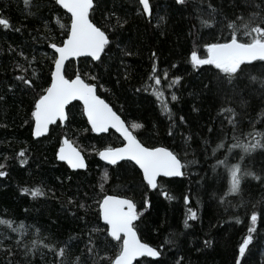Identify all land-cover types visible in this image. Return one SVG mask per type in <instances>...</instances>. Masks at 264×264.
<instances>
[{"label": "trees", "instance_id": "16d2710c", "mask_svg": "<svg viewBox=\"0 0 264 264\" xmlns=\"http://www.w3.org/2000/svg\"><path fill=\"white\" fill-rule=\"evenodd\" d=\"M37 2L40 11L35 16H28L23 0H0V18L8 19L14 27L21 28L20 32L0 29V94H4L8 87L15 88L18 83L14 79L13 65L20 57L11 49L36 58L38 62L32 68L39 72L40 83L45 84L54 65L50 59L52 49L47 46L45 38L44 22L47 21L49 28L54 30L57 43L66 38L56 24V18L69 26L70 16L55 5L54 0ZM150 3L152 17L147 19L145 14H140L142 9L137 0H100L99 9L91 16L97 26H104V17L111 11L126 17L128 23L120 33H110L113 42L102 58V65L81 59L69 64L68 74L79 69L98 75V81L88 82L97 84L99 96L130 125L134 122L144 125V128L134 131L139 139L150 147L169 148L186 163L196 161L190 164L197 170L195 175L186 170L182 179L162 182L159 192H166L168 196L163 195L166 197L163 200L156 193L151 194L150 210L143 212L142 222L138 224L143 242L163 247L161 259L164 264H175L181 256L184 257L183 264H236L237 260L240 264H264V182L247 177L242 181L241 192L232 197L234 194L227 190L230 188L227 170L223 166L214 167L218 163L216 157L223 159L228 153L221 151L216 153V157L211 155L212 148L221 138L229 146L234 142L231 126L225 118L229 114L218 113L222 105L241 112L239 98L228 105L215 90L204 89L205 83L215 82L216 70L204 66L197 71L189 60L192 51L201 57L206 56L207 43L225 42L229 38L230 30L220 21L225 16L234 17L241 12L247 15L244 0H188L183 7L176 5L174 0H150ZM208 4L221 10V14L210 21L215 25L211 28L200 23L201 18H207ZM160 17H164L165 22H161ZM125 51L132 55H125ZM152 52L157 53L158 74L167 72L169 75V81L162 79L161 87L165 89L162 99L166 98L172 109L171 120L147 87L154 84L148 79L154 63ZM125 75L129 76L128 80H124ZM177 76L183 77L180 84L168 89L167 84ZM136 88L142 90L136 92ZM172 92L180 97L178 102H171ZM246 96L250 103L242 112L240 131L237 132L238 136L243 133L242 142L252 140L257 132H264V120L255 123L258 113L264 111V100L258 92H249ZM37 98V92L16 89L15 94L7 95L6 103L0 102V125H8L7 128L0 127V163L6 164L0 171L8 173L6 177H0V218L12 220L16 226L23 222L28 228L23 243L17 247L14 241L20 239L19 235L0 226V233L12 237L11 241L4 240L0 244V264H8L9 258L12 264H60L61 258L57 253L66 244V264H76L77 256L82 262L91 264L88 256L84 255L90 236L98 246L103 245L104 240L103 234L92 235L90 231L97 226L102 228L96 212L97 199L105 193L118 194L143 204L148 191L140 173L130 164L110 168L97 160L95 154L98 150L116 147L120 141L115 136H92L79 105L70 107L71 124L67 128L54 127L56 130L51 131L48 137L34 140L30 117ZM181 116L185 123H181ZM249 121H253L255 126ZM209 127L213 128L211 133ZM169 131L172 136L168 135ZM250 132L253 136L248 135ZM65 134L92 157L86 172L72 173L65 164L58 162L56 154ZM206 140L211 142L210 146H206ZM20 151H24L23 157L19 155ZM238 155L239 150H233L230 163H240ZM254 156L255 159L245 162V166L264 181V156L259 151ZM101 172H107L109 178L106 181H103ZM35 187L45 189L47 198L33 199L21 194L22 189ZM52 192L56 195L52 196ZM185 197L190 203L185 204ZM68 198L86 204L87 210L69 207L66 203ZM189 208L197 212L198 219L188 221L190 227L185 228L184 220ZM253 211L258 216L256 231L252 233L254 241L250 251L241 258L239 246L249 235ZM36 228L40 229L39 237L35 234ZM33 239H38L35 246ZM165 239L174 243L165 245ZM205 240L210 242L209 245L204 244ZM9 247L14 249L15 255L4 251ZM50 248H55V251ZM100 250L102 255L108 256L116 251L109 246ZM149 261L144 258L136 264H149Z\"/></svg>", "mask_w": 264, "mask_h": 264}, {"label": "snow or ice", "instance_id": "6c2138e0", "mask_svg": "<svg viewBox=\"0 0 264 264\" xmlns=\"http://www.w3.org/2000/svg\"><path fill=\"white\" fill-rule=\"evenodd\" d=\"M25 7L28 9V16H35L40 11V5L37 0H23ZM55 5L65 10L70 14V25L65 26L60 23L59 17L56 18V24L64 31L65 39L59 43L56 42V36L53 29L49 28L47 21L44 22L45 38L48 41L47 46L52 49L50 57L54 68L50 70L49 80L45 84L40 83L41 76L39 72L32 68L34 63L38 61L36 58L29 57L23 51L11 49L13 53L20 57L13 65L14 79L18 83L15 88L8 87L4 94H0V102L6 103V97L9 93L15 94V90L37 92V99L34 102L33 110L31 111V121L33 127L31 129L32 136L35 139L49 135L50 131H55L51 126L56 128H67L71 124V114L66 109L72 101H80L83 104V115L90 125V131L101 134L107 133L109 129H114L123 138V147H107L98 151V156L101 161L106 162L107 165L116 166L123 162H130L135 168L139 169L142 174L141 181L146 186V190H156L158 188V180L160 178H183L184 169L196 161H189L187 164L183 163L179 155L167 147H149L142 143L140 139L134 134L135 130L144 128L141 123H132L130 126L126 125L125 121L121 119L112 107L109 106L105 100L97 95V84L89 83L88 80L98 81L99 76L93 75L91 71L82 72V70H75L71 75L68 74L69 64L72 59L79 60L80 58H90L91 61L104 63L102 56H105L106 50L113 42L110 39V33H120L125 25L128 23L126 17L117 15L115 11L108 12L104 17V26H97L90 18L94 11L100 7V0H54ZM178 6H186L188 0H174ZM142 5V13L149 17L152 15L149 0H139ZM247 10V15L243 12L234 14V17H224L223 21L225 27L230 30L229 38L225 42H209L206 45L207 55L201 57L196 51H192L190 55V63L195 70H199L204 66H211L216 70L214 73L215 82L209 81L204 84V89L209 91L215 90L219 95H222L228 105H231L234 99H238L241 112H237L234 107L223 106L219 111V115L228 113L225 117L232 130L233 143L228 145L223 138L212 148L211 155L216 157L217 152L224 151L228 153L223 159L217 158L218 163L214 166L219 168L223 166L227 170L228 180L230 182L229 194H239L241 192L242 181L251 177L258 182L261 181V176L256 174L245 166V162H250L255 159L254 154L259 153L264 156V132L248 133L253 136L252 140L247 142L241 141L239 125L242 123V112H245L249 106L250 101L247 99L246 93L258 92L261 99L264 100V0H244L243 5ZM207 18H201L200 23L205 27H214L215 25L210 21L215 20L221 14V10L217 9L212 4L206 6ZM35 9V11H33ZM161 22L164 17H160ZM159 26V25H158ZM0 29L8 31L20 32L21 28L14 27L8 19L0 18ZM117 47L119 44L117 43ZM47 53L45 56L47 57ZM125 55H132L130 51H125ZM151 58L154 63L151 68V74L148 79L154 81L147 87L151 89V95L155 100L160 102L161 109L169 120L172 119V109L169 107L168 100L162 99L165 97V89L161 87L162 79L169 81L167 72L161 74L156 66L155 60L157 53L152 52ZM22 61V62H21ZM259 62V63H257ZM87 63V61H85ZM175 67V65H173ZM29 69L31 72L29 74ZM21 73V74H15ZM129 76L125 75L124 80H128ZM183 77L177 76L172 79L167 88L171 89ZM119 83V79L117 80ZM141 88H136V92H140ZM203 91V90H202ZM171 102H178L180 97L172 92L170 96ZM197 110L198 109H194ZM264 120V111L258 113V119L255 123ZM181 123H185V118L180 117ZM250 124L255 126L253 121ZM0 127L7 128V124L0 125ZM209 133L213 128L209 127ZM172 136L171 131L168 132ZM185 143H188L186 140ZM206 146H210L211 142L206 140ZM207 150V147L206 149ZM233 150H239L238 159L240 163H230L232 159ZM19 155L23 157L24 151H20ZM56 158L67 164L73 172L78 170H87L88 165L85 162V157L81 150L70 140L67 135L60 142ZM7 158L5 157V160ZM6 167V164L0 163V169ZM254 167V165H253ZM8 175L5 171H0V177ZM107 172L104 173L103 181L108 179ZM72 179L71 176L68 177ZM22 195L31 196L33 199L47 198V191L42 187L24 188L21 191ZM52 196L56 193L52 192ZM167 197L168 194L165 192ZM185 204L190 203L188 197H185ZM223 202V201H222ZM69 207L75 206L78 209L87 210L88 206L82 204L79 200L68 198L66 201ZM96 203L98 204V218L102 220L104 228H92L91 234H103V245H97L89 238V245L86 247L84 255H87L91 264H134L137 258L147 257L155 264H164L161 257L164 254L163 247L152 246L149 243L142 242L138 236V224L141 221L143 213L137 211V204L133 199L122 197L120 195L103 194ZM146 203V207L150 204ZM255 207V206H253ZM75 216L76 213H73ZM198 219L197 212L188 209V214L184 220V227H190L188 221H195ZM251 225L248 227L249 235L243 240L239 246V256L243 258L247 251H250V245L253 244L254 237L252 233L256 231L258 216L253 211L250 216ZM237 223H240L237 220ZM0 226L6 228L9 232L18 234L20 239H15L14 243L18 247L23 243V238L28 234V228L23 222L19 226L9 219L0 218ZM37 237L40 236V229H35ZM3 239H0V244L4 240H12L11 236H6L0 233ZM47 239V237H45ZM115 242V243H113ZM38 239H33L32 244L35 246ZM165 245H172L174 243L171 239H165ZM209 241L205 240L204 244L209 245ZM49 247L48 245H44ZM109 246L116 249L112 256L102 255L101 247ZM68 245L61 247L58 251L60 264H66L65 252ZM55 251V248H50ZM6 253L15 255L13 248H5ZM76 264H86L82 262L81 258H75ZM149 261V264H151ZM184 257L181 256L175 264H183ZM8 264H12L9 258ZM236 264H240L237 260Z\"/></svg>", "mask_w": 264, "mask_h": 264}, {"label": "bare ground", "instance_id": "6f19581e", "mask_svg": "<svg viewBox=\"0 0 264 264\" xmlns=\"http://www.w3.org/2000/svg\"><path fill=\"white\" fill-rule=\"evenodd\" d=\"M138 1V0H137ZM138 3H139V1H138ZM151 4V3H150ZM140 5V4H139ZM152 7V6H151ZM142 9V6L140 5V10ZM63 10V9H62ZM148 19V18H147ZM151 19V18H150ZM94 63V62H93ZM97 63H99V62H97ZM97 63H94V64H97ZM257 63H259V62H257ZM73 105H79L80 106V108H81V110H82V113H83V106L82 105H80V104H78V103H75V104H73ZM73 105H71V106H73ZM110 105V104H109ZM70 106V107H71ZM111 106V105H110ZM70 107L68 108V110L67 111H69L70 110ZM112 107V106H111ZM113 108V107H112ZM113 110H114V108H113ZM115 111V110H114ZM70 112V111H69ZM116 112V111H115ZM117 113V112H116ZM117 115H119L124 121H125V123H126V125H128V126H130V124L119 114V113H117ZM84 116V115H83ZM84 118H85V116H84ZM86 119V118H85ZM86 122H87V120H86ZM88 124V123H87ZM32 127H33V122H32ZM54 127H56V126H53L52 128H54ZM88 127H89V131H90V126L88 125ZM61 129H65V128H63V127H61ZM51 132V131H50ZM90 133H91V135L92 136H94V137H101V136H105V137H108V136H115L116 138H118L119 139V141H120V143H119V145L118 146H116V147H113V148H117V147H122L123 145H124V143H123V141H122V138L121 137H119L116 133H114V132H110L108 135H100V136H97L94 132H92V131H90ZM50 134V133H49ZM135 134V133H134ZM136 136H137V134H135ZM49 136V135H48ZM47 136V137H48ZM65 137V135L63 136V138ZM67 137L70 139V140H72V138L71 137H69L68 135H67ZM137 138H138V136H137ZM139 139V138H138ZM63 140V139H62ZM141 140V139H140ZM73 141V140H72ZM110 141V140H109ZM141 142L142 143H145L144 141H142L141 140ZM145 145H146V143H145ZM147 146V145H146ZM150 147V146H149ZM155 147H161V146H155ZM79 148V147H78ZM80 149V148H79ZM104 148H102L101 150H103ZM81 150V149H80ZM101 150H98V151H101ZM98 151L96 152V154H95V156H96V158H97V160L99 161V162H101L100 161V159H99V156H98ZM81 152L84 154V156H85V158H86V162H87V165L89 166V160H90V158H92V157H89V156H87V154L84 152V151H82L81 150ZM58 160V159H57ZM181 160H182V162L183 163H186V161L185 160H183L182 158H181ZM59 162V161H58ZM60 163V162H59ZM102 163V162H101ZM103 165H105V166H107V167H110V168H116L117 166H119V165H121V164H130L131 165V163L130 162H123V163H120V164H118V165H116V166H108V165H106V164H104V163H102ZM187 164V163H186ZM131 166H133V165H131ZM134 167V166H133ZM189 167V166H188ZM188 167H186L185 169H184V172L186 171V170H189V173H191V175L193 176V175H195V173L197 172V170H196V168H191L192 167V165H190V167H189V169H188ZM135 168V167H134ZM137 169V168H136ZM87 170H88V168H87ZM86 170V171H87ZM69 171L70 172H72V173H77V172H73L72 170H70L69 169ZM86 171H78V172H86ZM137 171L139 172V170L137 169ZM104 173L105 172H101V174H102V176H104ZM140 173V172H139ZM140 175L142 176V174L140 173ZM167 180H170V179H164V178H160L159 180H158V188L156 189V190H151V189H148V190H146V191H148L147 192V194L145 195V197H144V201H143V204H140V203H136L137 204V211H139V212H141V213H143V212H147V211H149L150 210V207H146V203L145 202H147V204H150L151 205V203H150V201H151V194H154V193H156L160 198H162L163 200H165V198L166 197H164L163 195L164 194H162V192H159V189H160V185L162 184V182H164V181H167ZM146 187V186H145ZM226 189H227V187H226ZM228 190V189H227ZM226 191V190H225ZM110 195H118V194H110ZM121 196V195H120ZM122 197H124V196H122ZM232 197H235V194H234V196H232ZM223 200V199H222ZM135 202V201H134ZM96 212H97V214H98V207H97V209H96ZM140 223V221H138L137 222V224H139ZM100 226L102 227V228H104V227H106V226H104L103 225V222H102V220H100ZM138 236L140 237V235H139V231H138ZM141 239V238H140ZM143 242V241H142ZM144 259V258H143ZM142 260V259H141ZM140 260V261H141ZM139 262V261H138ZM137 262V263H138Z\"/></svg>", "mask_w": 264, "mask_h": 264}, {"label": "water", "instance_id": "95a60500", "mask_svg": "<svg viewBox=\"0 0 264 264\" xmlns=\"http://www.w3.org/2000/svg\"><path fill=\"white\" fill-rule=\"evenodd\" d=\"M139 1V0H138ZM149 3H150V0H149ZM142 6V5H141ZM150 7H151V4H150ZM151 9H152V7H151ZM64 12H65V10H63ZM66 13V12H65ZM68 14V13H67ZM69 16H70V14H68ZM145 16H146V18H148V19H150L151 17H152V15H151V17H149L147 14H145ZM91 18V17H90ZM102 58H103V56H102ZM89 60V61H91V59L90 58H84V57H82V58H80L79 60ZM79 60H76V59H72V60H70L69 62H68V64H70V63H72V62H78ZM92 62H94V63H97L96 61H92ZM54 68V67H53ZM97 95L99 96V94H98V90H97ZM100 97V96H99ZM101 99H103L102 97H100ZM104 100V99H103ZM106 102V101H105ZM75 103H78V104H80V105H82L83 106V104H82V102H80V101H72V103L71 104H69L68 105V108L71 106V105H73V104H75ZM107 103V102H106ZM110 106V105H109ZM111 107V106H110ZM68 108L66 109V110H68ZM113 109V108H112ZM114 111V110H113ZM86 118V117H85ZM122 119V118H121ZM87 120V119H86ZM123 120V119H122ZM53 126H55V125H53ZM53 126H51V128L53 127ZM90 126V125H89ZM110 132H114V133H116L119 137H121L120 136V134L119 133H117L114 129H109V131L107 132V133H101V134H96L97 136H100V135H108ZM48 136V135H47ZM47 136H43V137H40L39 139H35L34 138V140H40V139H43V138H46ZM122 138V137H121ZM122 141H123V138H122ZM123 143H124V141H123ZM124 146V145H123ZM122 146V147H123ZM82 153V152H81ZM82 155L84 156V154L82 153ZM85 157V156H84ZM59 161V160H58ZM101 161V160H100ZM60 163H63V164H65L66 166H67V164L66 163H64V162H61V161H59ZM85 162H86V158H85ZM102 163H104V164H106V162H104V161H101ZM121 163H123V161L121 162ZM86 164H87V162H86ZM107 165V164H106ZM108 166H112V165H108ZM68 167V166H67ZM113 167V166H112ZM68 169H70V168H68ZM138 169V168H137ZM71 170V169H70ZM139 170V169H138ZM78 171H86V170H78ZM164 179H169V178H164ZM171 179H180V178H171ZM170 179V180H171ZM143 258H147V257H141V258H137V260L136 261H134V264H136L138 261H140L141 259H143ZM147 259H150L151 260V258H147Z\"/></svg>", "mask_w": 264, "mask_h": 264}]
</instances>
